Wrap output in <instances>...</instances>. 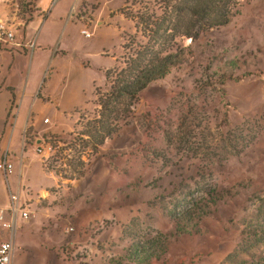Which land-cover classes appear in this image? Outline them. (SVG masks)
<instances>
[{
  "label": "rangeland",
  "instance_id": "rangeland-1",
  "mask_svg": "<svg viewBox=\"0 0 264 264\" xmlns=\"http://www.w3.org/2000/svg\"><path fill=\"white\" fill-rule=\"evenodd\" d=\"M51 2L46 13L38 10L33 13L40 26L61 6L62 12L59 17L56 15L52 34L48 36V42L52 44L46 48H50V54L54 52L55 60L59 56L66 60L75 56L72 61L78 60L85 66L82 74L67 64L58 72L54 71L57 61H51V65L46 64L35 91V97L41 95V102L33 110L34 121L41 124L46 117L49 120L46 126L57 122L61 132L71 129L73 122L75 126L79 113L75 108L55 115V103L60 101L59 104L69 103L80 108L86 98L93 97L94 86L104 89V65L114 64L124 31L131 33L134 30L133 22L125 13L137 6L132 7V0H49L48 3ZM240 2L247 3L242 4L240 13L228 24L200 35L193 42L191 71L185 65L164 79L152 82L130 106L133 115L127 125L105 141L104 155L99 154L89 161L77 179L63 184L61 202L55 206L61 211L56 216L63 218L58 224L74 227L71 233L63 232L66 240L77 238L85 220L96 216L98 221L109 219L105 221L107 226L99 232L109 230L114 233L125 220L134 216L147 232L162 230L167 233L166 251L152 264H219L236 246L244 223L253 213L249 197L257 192L264 195V0ZM0 15L6 16L1 5ZM83 15L93 18L83 20ZM182 43L187 46L190 39H182ZM230 61H236L237 66L226 68ZM205 64L225 69L240 79L227 80L220 87L221 92L215 89L198 93L192 88V80L199 76L197 72ZM86 79L92 87H84ZM46 89L54 97L47 98ZM84 97L85 102L82 101ZM15 106L14 114L18 112ZM189 108L199 111L200 117L210 119L212 131L217 135L222 133L218 145L224 159L220 163L226 165L215 168L214 179L220 185L237 186V191L232 197L220 199L201 220L181 223L177 220L173 229V224L157 207L146 203L172 180L166 171L168 166L162 164L152 150L162 152L169 146L164 128H177L181 122L179 112ZM92 109L90 105L88 110ZM227 130L243 133L246 130L247 138L252 139L246 142V147L240 145L242 151L239 152V146L233 148L223 136ZM193 140L192 135L189 141ZM186 147L187 144L183 146ZM40 160L41 156L34 151L28 160L31 171L36 172ZM10 186L15 189L11 181ZM46 245L53 247L47 241ZM87 245L92 246L91 253L96 249L89 241H81L73 247ZM114 246V243L108 245ZM16 250L17 246H14L12 263ZM251 250L261 251V247L255 246ZM24 253L25 257L32 258V263L38 262L34 252L24 249Z\"/></svg>",
  "mask_w": 264,
  "mask_h": 264
},
{
  "label": "trees",
  "instance_id": "trees-1",
  "mask_svg": "<svg viewBox=\"0 0 264 264\" xmlns=\"http://www.w3.org/2000/svg\"><path fill=\"white\" fill-rule=\"evenodd\" d=\"M34 2L14 0L17 17L26 25L38 10ZM244 3L240 0H132V7L137 8L126 10L125 15L133 22L134 30L124 31L114 64L104 69V89L94 87L89 100L93 109L79 115L67 137L50 134L43 138L52 148L47 159H42L46 170L53 172L59 181L81 176L89 161L100 153L105 140L127 125L133 115L130 106L139 94L152 82L164 79L185 65L190 67V72L193 42L200 35L228 24L240 13ZM185 38L190 39L187 46L182 43ZM236 64L230 61L226 68L233 69ZM197 73L199 76L192 80V88L202 94L215 89L221 92L220 87L227 80L240 79L225 69L211 68L210 64L201 66ZM199 113L191 108L179 112V126L163 130L169 146L162 152L152 150L159 161L168 166L166 171L172 180L168 181V188L161 189L146 203L157 207L173 224V229L177 220H181L180 223L201 220L220 199L232 197L237 191V186L220 185L214 179L215 168L226 165L220 163L224 159L218 145L222 133L217 135L212 131L210 119L200 117ZM192 135L194 140L189 141ZM223 136L233 148L239 146V152L242 151L240 145L246 147V142L252 139L247 138L246 130L244 133L227 130ZM27 137L26 132L24 138ZM259 193L249 197L253 213L244 223L238 243L219 264H264V195ZM121 227L129 241L103 256V264H152L166 251L168 238L164 231L147 232L135 220ZM255 246L261 247V251H252Z\"/></svg>",
  "mask_w": 264,
  "mask_h": 264
},
{
  "label": "crops",
  "instance_id": "crops-1",
  "mask_svg": "<svg viewBox=\"0 0 264 264\" xmlns=\"http://www.w3.org/2000/svg\"><path fill=\"white\" fill-rule=\"evenodd\" d=\"M12 1L0 0L1 7L6 11V16L0 15V17L8 20L10 27L14 29V36L11 41L0 42V160L5 158L7 162L12 164L11 172L7 179L4 177V181L3 174L0 172V207L8 208L9 191H11L17 194L19 203L29 210L31 216L28 219L17 218L13 239V248L17 246V250L14 255V263H12L11 257V264H103V256L111 253L112 250H117L129 241V238L122 234V227H118L115 233L109 230L99 232L107 226L105 222L101 225V221L107 222L109 219L103 218L98 221L99 217L96 216L93 219L85 220L86 222L82 230L79 231L77 238L66 240L63 232L67 233L65 228L68 225L63 227L58 224L60 223L59 220H63V218L61 215L56 216L61 211L55 204L61 202L60 190L64 187L63 184H68L70 181H59L53 172L46 170L42 160L36 166V172L30 170L31 166L28 163L33 152L38 153V148H42L44 155L49 156L50 152H47L44 147L49 143H44L43 138L50 134L65 138L74 129V122L71 129L59 132V123L46 126L49 123L46 117L41 124L33 119V110L41 102V95L37 94L38 97H35L34 94L46 64L51 65V61H57L54 71L60 72L65 66L70 65L69 68H74L79 74L83 73L82 69L85 66L77 62L78 60L72 61L76 58L75 56L69 60L59 56L55 60L54 52L50 54V48H46L52 44V42L49 44L48 36L52 34L51 29L56 21V15L59 17L62 12L61 6L56 9L54 15L49 16L51 18L44 20L40 26L34 15L31 21L27 23L30 26H27L17 17ZM48 2L49 0H35L34 5L41 13H46L48 6L52 4V2ZM82 18L83 20H90L93 17L92 15H83ZM36 28L38 30L35 31ZM104 66L106 69L112 64ZM88 83L86 79L84 87H92V83ZM45 91L47 98L53 96L48 89ZM84 100L85 97L82 101ZM89 100L90 97L86 98V102L84 101L85 103L81 104L80 108L69 103L59 104L60 101H58L55 103V115H60L61 112H69L75 108L79 115L83 114L84 110L89 109ZM14 105H17V107L15 106L18 110L16 114L13 111ZM26 132L28 137L24 138ZM102 148L99 154L104 155ZM39 155L43 158L41 153ZM10 181L14 185V190L10 186ZM133 217L125 220V224L123 222L122 225L129 224L135 219ZM27 235H31V237L28 238ZM6 237L7 231L0 228V242ZM104 237L105 240H102ZM46 241L53 247L49 248ZM81 241L92 242L96 249L86 257L74 256L72 250ZM112 243L115 246L113 248L108 247ZM24 249L34 252L38 262L32 263L31 257H25Z\"/></svg>",
  "mask_w": 264,
  "mask_h": 264
},
{
  "label": "built area",
  "instance_id": "built-area-1",
  "mask_svg": "<svg viewBox=\"0 0 264 264\" xmlns=\"http://www.w3.org/2000/svg\"><path fill=\"white\" fill-rule=\"evenodd\" d=\"M82 32L89 36V33L86 30H82ZM14 36V31L10 27V22L8 20L0 17V42H9L12 40ZM47 149V152H51L52 148L50 144H46L44 146ZM38 153L43 155V160L47 159V156L42 152V148H38ZM12 164L7 162L5 158L0 160V172L7 179L8 174L11 172ZM31 213L24 206L21 205L18 201L17 194L9 191V206L8 208L0 207V228H3L7 231V237L0 242V264H11L12 250H13V239H14V231L16 228V221L18 217L23 219L30 218ZM105 221H101V225L104 224ZM67 233H71L74 231V227L72 225H68L65 228ZM92 246H83L79 248H74L72 253L76 257H82L89 255L91 253Z\"/></svg>",
  "mask_w": 264,
  "mask_h": 264
}]
</instances>
